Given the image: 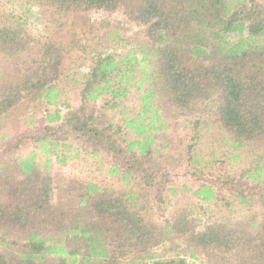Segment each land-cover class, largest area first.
I'll use <instances>...</instances> for the list:
<instances>
[{
  "label": "trees",
  "instance_id": "16d2710c",
  "mask_svg": "<svg viewBox=\"0 0 264 264\" xmlns=\"http://www.w3.org/2000/svg\"><path fill=\"white\" fill-rule=\"evenodd\" d=\"M33 1L36 36L0 11V264H264V0ZM212 129L230 149L202 162ZM76 159L93 178L60 172ZM177 181L186 207L159 223Z\"/></svg>",
  "mask_w": 264,
  "mask_h": 264
},
{
  "label": "rangeland",
  "instance_id": "374dc122",
  "mask_svg": "<svg viewBox=\"0 0 264 264\" xmlns=\"http://www.w3.org/2000/svg\"><path fill=\"white\" fill-rule=\"evenodd\" d=\"M37 1V0H36ZM33 3L29 2V0H0V11L4 12L6 15L9 16H13V17H18L20 18V22L24 25L25 29L27 30V32H29L32 36H36L39 34L40 32V28H42L40 21L38 20V15H37V8L36 6H33ZM94 13H88V17H93V19L97 20L98 22L96 24L98 25H94L96 26L95 29H99V30H94V32H92L94 35H97L98 37H100V33H102L100 31L99 28V21H106L108 17L106 16H100V15H96L97 18L95 17V15L93 16ZM120 18L119 17V13H114L112 15V17H109V22L114 24V22H116V20ZM101 19V20H100ZM109 23V24H110ZM143 30V28H142ZM141 28L138 29V31L136 30V33H141L142 31ZM98 32V34H97ZM93 35V36H94ZM245 35V32H244ZM93 36H91L90 38H92ZM128 37H132L133 39L135 38L134 35L132 33H126L124 38H128ZM240 37L236 34H230L228 35L227 41H229L230 43L236 42L238 41ZM97 44H100V47L98 48L101 49L103 48V51L106 50V53L104 55H114V52L116 51V55H118V53L120 52V54H124L126 52V50L120 49V44L119 41L117 42H112L110 40H108L107 42L103 41H97V39L94 40L93 44H91V48L92 49H96L97 48ZM108 46V47H107ZM129 49V48H128ZM104 55H102L104 57ZM68 57H73L76 61V63L80 62V58L81 60H83V62L78 63L81 64L80 66H77L78 64H76L75 69L72 70V74L75 77V80L78 81V83L80 81H82L84 74L87 73V67H89L90 63L93 62V60L87 59L86 56L84 54H82L81 52H71V54L68 55ZM138 57V56H137ZM78 61V62H77ZM77 88V87H76ZM68 90V88H67ZM73 93V92H72ZM72 93L69 92V97L72 98ZM75 95V92H74ZM132 103V102H131ZM70 104L74 105L75 103H73L72 101H70ZM61 110V114L60 116H64L66 111L65 110ZM31 111L34 114H37V117L40 118L38 112L42 111V110H37L31 107L30 108V113ZM183 128L185 129V132L187 135L191 136L194 135V129L190 128V127H183L180 126V131L179 133L182 134L183 133ZM182 129V130H181ZM221 136H225L224 132L221 130H217V129H212L211 131H201L200 132V137L198 139V141L196 142L195 145V152H194V157L197 158L200 161H205V162H210L213 160H217L221 158V155H223L224 153L226 154L225 151H229V147L223 143H221ZM249 161V158L242 156L241 159H239L238 161L234 162L232 164V170L233 171H238L240 169H242ZM89 165L87 162H84L82 160H74L72 162L66 163V165L64 167H60V172H62L65 175L68 176H80L83 178H93L94 177V170L92 169L93 167L91 166V169H89ZM174 189H176V194H168L167 195V201L171 204V205H163V207L160 208V210L162 211V217L160 219H158L159 223L164 222V219H169V214L172 213V210H175V208L173 209L174 205H177V210L185 208L186 206L182 203L185 202L190 193L188 192V190L186 188H182V182L181 181H177L174 185ZM176 201V202H175ZM182 201V202H181ZM175 202V204H174ZM202 206L205 209V211L210 212V209L206 207V204L202 203ZM176 207V206H175ZM233 212L231 214H229V219H231L234 222H239L241 221L245 216H247L249 214V211H235V208H233ZM181 211V210H179ZM203 211L196 213L195 215H193L194 219H198L201 222H205L207 221L210 217L209 214H205ZM183 247V245L181 246ZM179 250H172L169 249L168 251H166V253L161 249H153L151 251V254L153 257H158L155 258L157 261H165L168 256L171 259H177L180 257V255H178ZM151 261H148V264H151Z\"/></svg>",
  "mask_w": 264,
  "mask_h": 264
}]
</instances>
